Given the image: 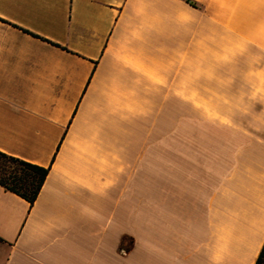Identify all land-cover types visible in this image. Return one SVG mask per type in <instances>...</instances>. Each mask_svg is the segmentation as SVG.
Segmentation results:
<instances>
[{"label": "crops", "instance_id": "crops-1", "mask_svg": "<svg viewBox=\"0 0 264 264\" xmlns=\"http://www.w3.org/2000/svg\"><path fill=\"white\" fill-rule=\"evenodd\" d=\"M191 1L0 0V264L255 263L264 0Z\"/></svg>", "mask_w": 264, "mask_h": 264}, {"label": "trees", "instance_id": "trees-1", "mask_svg": "<svg viewBox=\"0 0 264 264\" xmlns=\"http://www.w3.org/2000/svg\"><path fill=\"white\" fill-rule=\"evenodd\" d=\"M185 1L190 5H197L191 0ZM48 171L49 167L0 152V186L25 199L31 205L36 200ZM254 264H264V248H261Z\"/></svg>", "mask_w": 264, "mask_h": 264}, {"label": "snow or ice", "instance_id": "snow-or-ice-1", "mask_svg": "<svg viewBox=\"0 0 264 264\" xmlns=\"http://www.w3.org/2000/svg\"><path fill=\"white\" fill-rule=\"evenodd\" d=\"M3 151H4V149L0 148V152H3ZM262 248H264V245H262Z\"/></svg>", "mask_w": 264, "mask_h": 264}]
</instances>
